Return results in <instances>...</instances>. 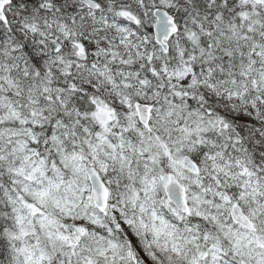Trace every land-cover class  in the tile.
Wrapping results in <instances>:
<instances>
[{
	"label": "snow or ice",
	"instance_id": "snow-or-ice-1",
	"mask_svg": "<svg viewBox=\"0 0 264 264\" xmlns=\"http://www.w3.org/2000/svg\"><path fill=\"white\" fill-rule=\"evenodd\" d=\"M0 264H264V0H0Z\"/></svg>",
	"mask_w": 264,
	"mask_h": 264
}]
</instances>
